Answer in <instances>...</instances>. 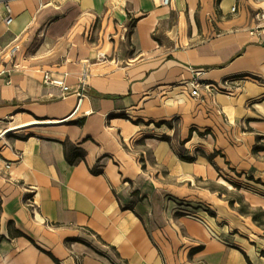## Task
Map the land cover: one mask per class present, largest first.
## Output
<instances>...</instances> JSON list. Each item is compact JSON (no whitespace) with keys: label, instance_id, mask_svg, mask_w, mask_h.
Here are the masks:
<instances>
[{"label":"crops","instance_id":"1","mask_svg":"<svg viewBox=\"0 0 264 264\" xmlns=\"http://www.w3.org/2000/svg\"><path fill=\"white\" fill-rule=\"evenodd\" d=\"M260 9L0 0V52L17 46L23 67L0 81V134L18 127L0 138V264H264L263 230L195 187L234 184L264 211ZM44 72L70 87L85 78L76 111ZM193 72L227 92L196 101ZM63 143L83 160L70 165Z\"/></svg>","mask_w":264,"mask_h":264},{"label":"built area","instance_id":"2","mask_svg":"<svg viewBox=\"0 0 264 264\" xmlns=\"http://www.w3.org/2000/svg\"><path fill=\"white\" fill-rule=\"evenodd\" d=\"M264 1V0H259ZM170 0H160V4L162 6H168ZM238 7L232 8L231 12L236 13ZM6 11V18L4 20L5 25H9L12 21L11 18V10L8 5H5ZM256 21L257 26L259 28L264 27V9H260L256 14ZM18 48L17 46H9L6 49L0 52V81H2L5 85H11V76L16 72H20L23 70V67L18 62L17 58ZM202 72H193L192 78L189 80V94L190 96L195 99L196 101L202 100V96L200 94L201 89L209 93L212 98L217 93L227 92L225 89L221 88L220 85H213V84H204L201 78ZM42 84L46 87H57L60 88L62 91L63 96L74 95L77 98V106L75 111L77 110L78 106L80 105L82 99L85 97V93L87 90V83L85 78L82 77L79 82L70 87L62 80L55 79L52 77L50 72H44L42 75ZM11 166L10 163L5 165L6 169H9Z\"/></svg>","mask_w":264,"mask_h":264},{"label":"trees","instance_id":"3","mask_svg":"<svg viewBox=\"0 0 264 264\" xmlns=\"http://www.w3.org/2000/svg\"><path fill=\"white\" fill-rule=\"evenodd\" d=\"M258 140V139H257ZM63 147H64V154H65V159L66 161L70 164V165H75L77 164L79 161L83 160V152L80 151L79 149L75 148V147H69L68 144L63 143ZM258 148H255L253 150V152H257ZM186 159V158H183ZM189 159V158H188ZM191 160V159H190ZM232 187L234 188L235 191H239V187L231 184ZM211 191H217L219 193V195H226L227 196V189L224 187H221L220 190H211ZM228 203L230 205V207H234L235 203L238 204V208L237 211L239 214L241 215H246L251 217L253 223L259 227L260 229L263 230L264 232V211L260 208H251L245 201L242 195L238 194V198L237 199H233V198H227Z\"/></svg>","mask_w":264,"mask_h":264},{"label":"rangeland","instance_id":"4","mask_svg":"<svg viewBox=\"0 0 264 264\" xmlns=\"http://www.w3.org/2000/svg\"><path fill=\"white\" fill-rule=\"evenodd\" d=\"M221 186H225L227 188V198H233L237 199L238 198V192L233 190L229 185L227 184H216L214 182H195V187L196 188H207L210 190H220Z\"/></svg>","mask_w":264,"mask_h":264},{"label":"bare ground","instance_id":"5","mask_svg":"<svg viewBox=\"0 0 264 264\" xmlns=\"http://www.w3.org/2000/svg\"><path fill=\"white\" fill-rule=\"evenodd\" d=\"M35 123H37V122H35ZM17 128H18V127L7 129L5 132H2V133L0 134V138L6 136V135L8 134L9 131L16 130Z\"/></svg>","mask_w":264,"mask_h":264}]
</instances>
